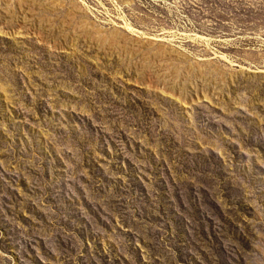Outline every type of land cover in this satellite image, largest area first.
<instances>
[{
    "label": "rangeland",
    "instance_id": "374dc122",
    "mask_svg": "<svg viewBox=\"0 0 264 264\" xmlns=\"http://www.w3.org/2000/svg\"><path fill=\"white\" fill-rule=\"evenodd\" d=\"M0 264H264V0H0Z\"/></svg>",
    "mask_w": 264,
    "mask_h": 264
},
{
    "label": "bare ground",
    "instance_id": "6f19581e",
    "mask_svg": "<svg viewBox=\"0 0 264 264\" xmlns=\"http://www.w3.org/2000/svg\"><path fill=\"white\" fill-rule=\"evenodd\" d=\"M129 29H130L131 31H133V32H137V31H138L136 28H134V27H132V26H129Z\"/></svg>",
    "mask_w": 264,
    "mask_h": 264
}]
</instances>
